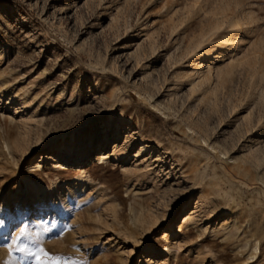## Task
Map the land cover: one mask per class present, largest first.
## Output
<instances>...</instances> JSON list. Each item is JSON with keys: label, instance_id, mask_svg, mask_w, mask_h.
<instances>
[{"label": "rangeland", "instance_id": "1", "mask_svg": "<svg viewBox=\"0 0 264 264\" xmlns=\"http://www.w3.org/2000/svg\"><path fill=\"white\" fill-rule=\"evenodd\" d=\"M150 263L264 264V0H0V264Z\"/></svg>", "mask_w": 264, "mask_h": 264}, {"label": "bare ground", "instance_id": "2", "mask_svg": "<svg viewBox=\"0 0 264 264\" xmlns=\"http://www.w3.org/2000/svg\"><path fill=\"white\" fill-rule=\"evenodd\" d=\"M72 145V144H71ZM71 145H66L65 144V142L64 141H61V142H59V143H57L55 146L57 147L56 148V150H62V149H67L66 150V153L67 152H70L71 151V149H72V146ZM46 147V146H45ZM42 159H45V160H47V161H55V159H54V156H52V154L51 153H44V154H42ZM24 182L27 184V185H30V184H33L32 183V180L30 179V178H28V177H24ZM38 185V184H37ZM40 185H41V183H40ZM41 187V190L42 191H44V187H43V185L42 186H40ZM59 188V187H58ZM58 188H55L54 187V190H53V193H54V196L55 195H59V189ZM61 190V189H60ZM70 190H72V189H70ZM63 191V190H62ZM61 191V192H62ZM44 194H46V193H44ZM61 194V193H60ZM67 194V193H66ZM74 195V194H73ZM34 196V195H33ZM47 197V196H46ZM48 198V197H47ZM50 198V197H49ZM56 198H57V196H56ZM59 198V197H58ZM46 199V198H45ZM45 202H47V201H45ZM42 204V203H41ZM37 206V205H36ZM36 206H35V208H36ZM43 206V205H42ZM31 207H33V206H31ZM28 210V209H27ZM30 210H32L31 208H30ZM37 210H39V208H37ZM36 210V211H37ZM34 211V210H33ZM44 211H45V209H44ZM38 212H40V211H38ZM227 212V211H226ZM167 241V240H166ZM169 241V240H168ZM169 246V245H168ZM167 246V247H168ZM169 248V247H168ZM163 251H165V249L164 248H150V252L151 253H161V252H163ZM170 251V250H169ZM148 254V253H147ZM165 254V253H164ZM147 263V262H146ZM151 264V263H150Z\"/></svg>", "mask_w": 264, "mask_h": 264}, {"label": "snow or ice", "instance_id": "3", "mask_svg": "<svg viewBox=\"0 0 264 264\" xmlns=\"http://www.w3.org/2000/svg\"><path fill=\"white\" fill-rule=\"evenodd\" d=\"M43 231L47 232L48 229L45 228V229H43ZM27 235H28V233L22 228V229L20 230V232H19V235L15 236V237L13 238V244H15L18 240H20L21 237H25V236H27ZM17 250L20 251V252H25V251H27L28 254L31 255V250H30V249H26L24 245H21ZM41 251H42V249H41ZM36 259L39 261V259H40L39 255L36 256Z\"/></svg>", "mask_w": 264, "mask_h": 264}]
</instances>
